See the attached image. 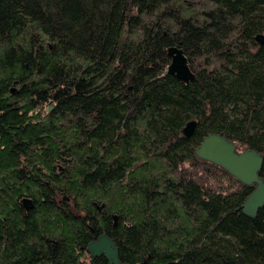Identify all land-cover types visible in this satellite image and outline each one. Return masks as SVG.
<instances>
[{
    "label": "trees",
    "instance_id": "obj_1",
    "mask_svg": "<svg viewBox=\"0 0 264 264\" xmlns=\"http://www.w3.org/2000/svg\"><path fill=\"white\" fill-rule=\"evenodd\" d=\"M256 34L264 0H0V264H107L99 233L121 264H264V202L193 152L216 132L264 178Z\"/></svg>",
    "mask_w": 264,
    "mask_h": 264
},
{
    "label": "water",
    "instance_id": "obj_2",
    "mask_svg": "<svg viewBox=\"0 0 264 264\" xmlns=\"http://www.w3.org/2000/svg\"><path fill=\"white\" fill-rule=\"evenodd\" d=\"M254 37L259 43H263L262 35L256 34ZM166 52L169 56L166 72L184 83L192 80L194 74L190 71L182 50L177 46H167ZM10 91L15 90L11 88ZM51 108L50 104L48 110ZM194 124V120L185 123L181 129L185 136L191 134ZM200 141L193 149L199 159L215 163L241 183L252 186V190L241 204V211L249 217L254 216L264 202V178L259 176L258 172L262 163L261 152L248 147L238 150L231 139L216 132L207 133ZM63 199L67 200V197L63 196ZM21 204L25 210L32 206L31 200L27 197L21 199ZM115 220L116 216H113V221ZM85 246L90 257L102 256L107 260V264H121L117 256V246L107 234H97Z\"/></svg>",
    "mask_w": 264,
    "mask_h": 264
},
{
    "label": "bare ground",
    "instance_id": "obj_3",
    "mask_svg": "<svg viewBox=\"0 0 264 264\" xmlns=\"http://www.w3.org/2000/svg\"><path fill=\"white\" fill-rule=\"evenodd\" d=\"M169 57V56H168ZM101 207L99 206L98 209H100Z\"/></svg>",
    "mask_w": 264,
    "mask_h": 264
}]
</instances>
